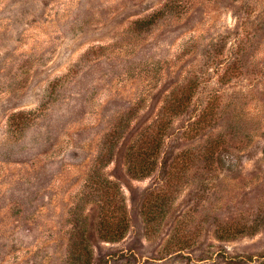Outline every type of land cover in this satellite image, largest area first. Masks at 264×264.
I'll return each instance as SVG.
<instances>
[{"label": "rangeland", "instance_id": "1", "mask_svg": "<svg viewBox=\"0 0 264 264\" xmlns=\"http://www.w3.org/2000/svg\"><path fill=\"white\" fill-rule=\"evenodd\" d=\"M106 178L117 241L98 235ZM77 217L91 264H264V0H0V264H64Z\"/></svg>", "mask_w": 264, "mask_h": 264}, {"label": "trees", "instance_id": "2", "mask_svg": "<svg viewBox=\"0 0 264 264\" xmlns=\"http://www.w3.org/2000/svg\"><path fill=\"white\" fill-rule=\"evenodd\" d=\"M193 96V84L184 83L183 86L171 92L167 97L164 106L161 109L160 116L157 121V126L152 127L150 131L145 132L142 138L135 142L129 153V170L135 175L147 176L155 170L157 166V158L160 153L168 123L172 119V115L184 112ZM204 118V117H203ZM116 130L113 129L111 137L115 135ZM145 135V136H144ZM107 140L104 141V147L107 145ZM217 145L215 143L207 147V151H213ZM104 149V148H103ZM211 151V152H212ZM103 157V156H102ZM95 183L89 180V183ZM95 187V191H99L100 215L97 219L98 235L105 241H117L123 238L128 231L129 217L127 213V205L121 197L120 186L117 183L106 178ZM93 190V191H94ZM72 222V227L76 229L80 235L71 237V246L69 253L66 255L64 264H91L93 251L87 242L85 223L75 218ZM232 235L235 232L230 231Z\"/></svg>", "mask_w": 264, "mask_h": 264}]
</instances>
